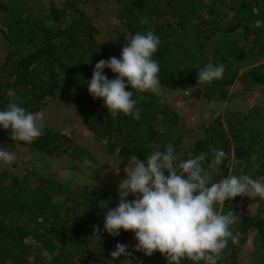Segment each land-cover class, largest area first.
I'll return each mask as SVG.
<instances>
[{"label": "trees", "instance_id": "trees-1", "mask_svg": "<svg viewBox=\"0 0 264 264\" xmlns=\"http://www.w3.org/2000/svg\"><path fill=\"white\" fill-rule=\"evenodd\" d=\"M117 2L120 40L148 30L160 37L154 58L159 61L161 86L171 87L181 60L187 59L191 64L185 71L190 83L187 88L205 84L210 91L207 100L223 103L237 80L236 67L264 60V27H253L256 19H264V0ZM87 3L98 5L100 1L0 0V23L6 28L0 26V33L9 46L0 71V109L15 102L39 114L58 97L66 83L76 93L84 128L99 144H106L107 155L116 156L113 162L122 161L118 169L127 166V157L136 154L143 161L147 154L163 151L169 143L180 156L191 134L177 113L157 109L156 95L134 90L133 99L141 114L139 120H134L122 114L112 118L103 100L89 94L86 81L91 79L95 64L111 56L96 24L81 9ZM143 18H147V24L140 23ZM177 58L181 60L177 62ZM209 62L225 65L223 79L201 83L198 72ZM104 74L115 78L109 69ZM245 79L248 90L264 86V61L252 67ZM9 89L16 91L15 97L7 95ZM235 118L226 119L227 129L221 116L209 122L203 127V137L190 149L191 156L182 159L203 152L208 153L207 160L211 162L212 150L223 149L226 158L220 172L212 173V180L247 174L260 181L264 178V124H247ZM13 142L29 147L35 157L70 158L80 164L92 156L77 140L48 126L32 144L16 142L8 130L0 129V147L16 155ZM246 197L237 196L218 207L220 212L236 213L239 219L234 232L240 233L239 245L229 242L219 264H243V256L249 252L253 253L252 264H264V199L257 197L241 206ZM56 199H64V203ZM118 203L116 191L65 186L51 173L36 168L21 175L0 170V264H121L119 258L114 261L111 256L117 243L127 245L129 250L137 241L131 231L121 229L117 237L103 231L104 213ZM251 207H257L256 211L249 213ZM94 226H99L100 231L96 232ZM47 254L51 256L49 261ZM148 264L167 261L156 252Z\"/></svg>", "mask_w": 264, "mask_h": 264}, {"label": "clouds", "instance_id": "clouds-1", "mask_svg": "<svg viewBox=\"0 0 264 264\" xmlns=\"http://www.w3.org/2000/svg\"><path fill=\"white\" fill-rule=\"evenodd\" d=\"M253 11L259 13L258 9ZM140 23L147 24V18ZM253 27H264V19H256ZM160 44V37L153 31L137 32L127 39L120 58L111 57L95 64L91 79L86 81L88 92L93 99L103 100L112 118L122 114L140 119L134 90L160 93V65L154 58ZM105 69L111 70L115 78L109 79ZM225 70L223 63L209 62L199 70L198 81L211 84L221 80ZM128 86L131 90H126ZM7 95L15 97L16 91L9 89ZM45 128L46 122L39 114L15 102L0 109V129L8 130L16 142L32 144ZM212 152L211 162L207 160L208 153L203 152L181 159L169 143L163 151L157 149L147 154L143 161L136 154L127 157L125 178L117 188L119 203L104 213L103 231L113 237L119 236L121 229L131 231L137 241L135 251L149 257L159 252L167 264H219L229 242L239 245L240 233L234 232L239 219L236 213H223L218 207L237 196L264 199V183L247 174L212 180V173L220 172L226 158L223 149ZM16 161L14 152L0 147V167ZM130 195L134 197L131 200ZM94 230L99 232V226H94ZM129 255L128 246L121 243L111 253L114 261Z\"/></svg>", "mask_w": 264, "mask_h": 264}, {"label": "rangeland", "instance_id": "rangeland-1", "mask_svg": "<svg viewBox=\"0 0 264 264\" xmlns=\"http://www.w3.org/2000/svg\"><path fill=\"white\" fill-rule=\"evenodd\" d=\"M98 5L85 4L81 9L91 18L100 31V38L111 57L120 58L122 48L127 45V40L122 41L119 38V32L122 29L121 21L117 19L119 4L117 0H99ZM53 2V0H48ZM0 23L3 29L5 26ZM8 32V30H7ZM2 33H0V71L5 65V58L9 46L7 45ZM177 56V55H176ZM177 62L181 59L177 58ZM182 63L178 72L172 81L171 87H161L159 94H154L158 97V110L168 113H177L181 118L182 123L187 127V131L191 134L185 147L186 150L180 154L181 159L191 156V151L198 139L203 137V127L212 120H216L219 116L224 119V127L227 129V120L231 117H236V121H244L247 124L261 125L264 124V86H254L248 90V82L246 76L252 67L260 65L264 60L259 59L238 65V77L235 84L228 91V98L223 103L210 102L206 95L210 92L207 85L203 84L200 87L190 86L187 78L186 69L191 66L189 60L182 59ZM64 77V74H62ZM186 88V89H185ZM58 97L39 115L46 122V126L53 131L66 134L77 140L85 147L92 156L84 163L71 161L70 158L55 159L47 156L35 157L36 154L31 153L29 147H22L19 143L13 142L12 146L17 150V161L10 166L0 167V170H9L14 174L21 175L26 170L36 168L41 172L51 173L56 179L65 186L78 187L88 186L95 190L111 189L117 192V188L121 179L125 178L122 168L117 171L119 163L113 162L114 157H109V150L106 144H99L95 138L90 136V133L84 128L81 115L76 104V93L73 89L63 83V88L60 90ZM150 93V92H149ZM234 119V120H235ZM19 142V141H18ZM104 147L105 151L102 150ZM78 166L77 170L72 168ZM57 174V176H56ZM264 183V178L260 180ZM131 195L129 200L133 199ZM257 198L256 196H247L241 206H244L248 201ZM56 202L64 203V199H56ZM256 206V205H254ZM257 207L249 208V213L255 212ZM34 245V242H32ZM32 250L36 252V246H32ZM128 252L129 257L122 260L123 256L119 257L121 264H148L149 256L143 252L135 251V246L131 247ZM43 255H46L43 252ZM243 264H252L253 253L249 252L243 256ZM48 261L51 256H48ZM246 261V262H244Z\"/></svg>", "mask_w": 264, "mask_h": 264}]
</instances>
